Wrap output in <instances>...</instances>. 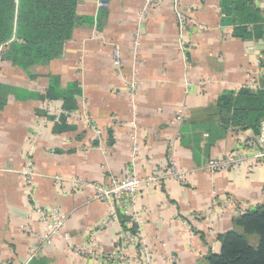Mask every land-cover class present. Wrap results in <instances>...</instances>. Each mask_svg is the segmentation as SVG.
Returning <instances> with one entry per match:
<instances>
[{
  "label": "crops",
  "instance_id": "obj_1",
  "mask_svg": "<svg viewBox=\"0 0 264 264\" xmlns=\"http://www.w3.org/2000/svg\"><path fill=\"white\" fill-rule=\"evenodd\" d=\"M181 1L192 18L182 51L171 0L152 8L145 0H77L76 13L89 21L58 58L24 68L0 58V264H199L219 251L218 236L237 214L264 204L260 163L197 171L251 137L264 147V120L255 134L215 109L224 91L264 88V0ZM240 1L258 12L256 22L243 21ZM50 86L56 99L46 98ZM47 106L84 113L94 129L80 119L55 122ZM28 152L31 197L20 175ZM171 160L196 168L187 182L162 180L113 207L91 187L56 180L107 186L127 168L144 177ZM35 203L67 216L69 241L39 247Z\"/></svg>",
  "mask_w": 264,
  "mask_h": 264
},
{
  "label": "trees",
  "instance_id": "obj_2",
  "mask_svg": "<svg viewBox=\"0 0 264 264\" xmlns=\"http://www.w3.org/2000/svg\"><path fill=\"white\" fill-rule=\"evenodd\" d=\"M76 4L77 0H0V58L22 68L58 58L73 29L89 21L78 16ZM238 9L245 23L258 20V12L244 8V2H239ZM55 96L57 91L50 86L46 98ZM215 109L216 118L229 122V126L251 129L256 134L264 120V88L224 91ZM218 127L221 135L228 128ZM253 236L255 244L250 240ZM218 239L219 251L207 254L199 264H264V204L237 214L232 228Z\"/></svg>",
  "mask_w": 264,
  "mask_h": 264
},
{
  "label": "built area",
  "instance_id": "obj_3",
  "mask_svg": "<svg viewBox=\"0 0 264 264\" xmlns=\"http://www.w3.org/2000/svg\"><path fill=\"white\" fill-rule=\"evenodd\" d=\"M160 2L161 0H145V6L152 8ZM171 2L176 10L178 27L180 30L178 39L179 49L182 51L186 45V31L192 24V18L188 12L182 8L181 0H171ZM46 111L52 115V120L55 122H58L61 117H65L83 120L88 126H91L89 119L84 113H78L64 108H55L53 106H47ZM176 119L181 121L182 117L178 115ZM47 122L49 121L45 118L39 120L38 127L42 129L43 125ZM91 128L94 129V126H91ZM39 132L40 131H38L35 134L36 136L32 138L30 150L33 149L35 145L34 142L37 139ZM262 145V137H251L244 140L238 150L232 151L224 156L209 158L205 164L200 166L199 169L197 168V171L202 170L205 173L213 174L226 172L228 170L237 168H246L247 170H250L253 164L257 163L264 165V147ZM136 149L137 146H134V150ZM195 170L196 168L187 170L183 169L179 167L176 162L171 160L164 169L159 170L156 174H150L144 177H140L135 170L127 168L123 178L120 180H111V183L107 186L91 184L72 178L58 177L56 180L60 182L64 181L74 185L91 187L95 191L96 198L104 200L110 204L111 207H113V204L117 198L124 197L127 201L133 202L144 187L157 185L162 180H173L180 184H184ZM20 175L28 191V194L31 197V185L33 183V177L35 174L30 152H28L25 165L20 170ZM30 214L37 218L41 226L39 237L40 248L52 246L59 238L69 241V234H67L65 230L67 216L61 214L57 208L47 207L35 203L32 205ZM113 214L114 211L112 210L111 215ZM134 238H136L135 234H128L124 238V241L131 243L134 241ZM75 253L77 254L80 252L78 249H76Z\"/></svg>",
  "mask_w": 264,
  "mask_h": 264
},
{
  "label": "rangeland",
  "instance_id": "obj_4",
  "mask_svg": "<svg viewBox=\"0 0 264 264\" xmlns=\"http://www.w3.org/2000/svg\"><path fill=\"white\" fill-rule=\"evenodd\" d=\"M251 242H252V240H254V244H255V240H256V237L255 236H253V237H251Z\"/></svg>",
  "mask_w": 264,
  "mask_h": 264
}]
</instances>
